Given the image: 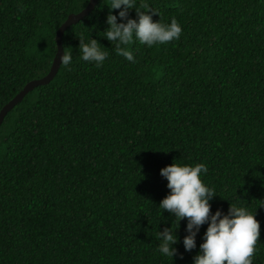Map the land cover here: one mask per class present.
I'll return each instance as SVG.
<instances>
[{"label": "trees", "instance_id": "obj_1", "mask_svg": "<svg viewBox=\"0 0 264 264\" xmlns=\"http://www.w3.org/2000/svg\"><path fill=\"white\" fill-rule=\"evenodd\" d=\"M90 1L0 0V113L50 73L58 30ZM109 3L66 31L70 67L0 129V264H193L207 224L192 251L187 218L173 260L157 251L158 231L178 224L158 207L173 162L207 165L212 213L256 212L264 264V0H143L182 34L129 45L136 63L102 37ZM81 34L106 47L101 67L80 59Z\"/></svg>", "mask_w": 264, "mask_h": 264}, {"label": "clouds", "instance_id": "obj_2", "mask_svg": "<svg viewBox=\"0 0 264 264\" xmlns=\"http://www.w3.org/2000/svg\"><path fill=\"white\" fill-rule=\"evenodd\" d=\"M106 5L109 8L106 18L108 28L101 32L104 34L102 37L111 44L115 42L116 54L129 62L136 63L133 51L128 47L136 41L151 48L180 39L182 26L177 19L173 17L170 23H163L160 19L154 21L153 16L160 17L159 11L143 3V0H110ZM115 9H121L118 13L119 23L117 15L111 11ZM133 9L136 11L135 19L129 16ZM78 38L80 59L101 67L109 56L108 51L104 50L106 47L102 48L97 39H86L83 34ZM72 60V53L63 49L61 64L68 68ZM207 172L208 167L204 163L188 165L173 162L160 170L170 191L158 207L162 212L167 211L174 216L178 224L174 228L172 223L171 227L158 231L155 237L158 241L157 251L173 260L178 254L174 245L179 243L176 234L179 222L187 218V235L183 238L186 251L190 252L197 247V234L202 225H208L199 252L193 257V264H253L260 237V222L255 218L256 212L230 203L227 214L220 209L212 213L210 201L217 193L215 188L208 186L202 179ZM180 258L183 259L182 254Z\"/></svg>", "mask_w": 264, "mask_h": 264}, {"label": "water", "instance_id": "obj_3", "mask_svg": "<svg viewBox=\"0 0 264 264\" xmlns=\"http://www.w3.org/2000/svg\"><path fill=\"white\" fill-rule=\"evenodd\" d=\"M99 0H91L89 5L80 13L78 14H72L69 16L67 21L60 27V29L57 32L56 35V43H57V54L56 57L54 58V62L51 68L50 73L40 79V80H35L30 82L25 86V88L18 94L9 104H7L3 110L0 113V129L5 121V118L7 115L14 110L16 106H18L22 101L25 99V97L33 92L36 88L41 87V86H47L51 82L54 81V79L57 77L58 72L61 68V61H60V56L62 55V51L64 49L63 46V39L66 31L71 28L73 25L78 24L82 20H84L86 17L90 15L91 12L96 8Z\"/></svg>", "mask_w": 264, "mask_h": 264}]
</instances>
